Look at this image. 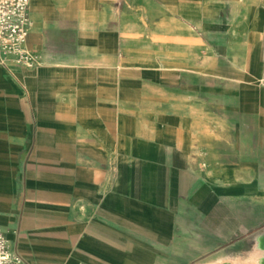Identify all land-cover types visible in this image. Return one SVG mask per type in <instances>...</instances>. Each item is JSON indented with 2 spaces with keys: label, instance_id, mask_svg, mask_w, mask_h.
<instances>
[{
  "label": "crops",
  "instance_id": "0c3cea01",
  "mask_svg": "<svg viewBox=\"0 0 264 264\" xmlns=\"http://www.w3.org/2000/svg\"><path fill=\"white\" fill-rule=\"evenodd\" d=\"M29 22L37 63L0 65L10 246L264 264V0H30Z\"/></svg>",
  "mask_w": 264,
  "mask_h": 264
},
{
  "label": "built area",
  "instance_id": "2783aa9c",
  "mask_svg": "<svg viewBox=\"0 0 264 264\" xmlns=\"http://www.w3.org/2000/svg\"><path fill=\"white\" fill-rule=\"evenodd\" d=\"M30 0H0V65L32 67L35 54L25 46L30 29ZM0 264H28L9 244L0 229Z\"/></svg>",
  "mask_w": 264,
  "mask_h": 264
},
{
  "label": "bare ground",
  "instance_id": "6f19581e",
  "mask_svg": "<svg viewBox=\"0 0 264 264\" xmlns=\"http://www.w3.org/2000/svg\"><path fill=\"white\" fill-rule=\"evenodd\" d=\"M260 239V238H259ZM259 248H262V249H264V239L262 240V242H261V245H260V247Z\"/></svg>",
  "mask_w": 264,
  "mask_h": 264
}]
</instances>
